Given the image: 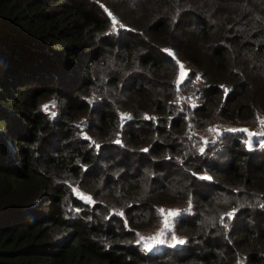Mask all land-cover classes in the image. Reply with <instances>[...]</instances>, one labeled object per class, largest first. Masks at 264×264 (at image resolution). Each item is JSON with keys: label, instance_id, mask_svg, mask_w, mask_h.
I'll return each instance as SVG.
<instances>
[{"label": "trees", "instance_id": "16d2710c", "mask_svg": "<svg viewBox=\"0 0 264 264\" xmlns=\"http://www.w3.org/2000/svg\"><path fill=\"white\" fill-rule=\"evenodd\" d=\"M260 114L264 0H0V264H264V145L191 127Z\"/></svg>", "mask_w": 264, "mask_h": 264}, {"label": "rangeland", "instance_id": "374dc122", "mask_svg": "<svg viewBox=\"0 0 264 264\" xmlns=\"http://www.w3.org/2000/svg\"><path fill=\"white\" fill-rule=\"evenodd\" d=\"M121 23H117V27ZM189 65L182 59L178 58V73L177 83L182 82L188 75ZM96 96H91L95 98ZM176 100L181 103H189L183 91L179 88ZM193 103V101H191ZM43 109L51 116L55 117L60 112L62 107L60 101L55 96H50L42 100ZM89 114L83 115L77 125L83 134L88 133L86 124L89 120ZM193 131L199 134L203 140L204 146L210 147V150L215 151L221 143L227 142L229 136L236 134L243 137L249 146H253L256 142L264 145V114H260L258 119L252 124H236V123H225V122H213L205 127H195L191 123ZM231 135V136H232ZM203 146V147H204ZM77 195L86 201L94 202V197L84 191L82 188L75 185L74 188ZM189 205L186 203H172L164 204L161 206V218L154 226L148 229H141V242L143 248L158 249L164 244H179L182 241L180 234L175 232V222L178 214Z\"/></svg>", "mask_w": 264, "mask_h": 264}]
</instances>
